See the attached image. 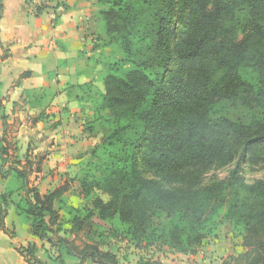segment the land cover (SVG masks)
I'll return each instance as SVG.
<instances>
[{"label": "trees", "instance_id": "trees-1", "mask_svg": "<svg viewBox=\"0 0 264 264\" xmlns=\"http://www.w3.org/2000/svg\"><path fill=\"white\" fill-rule=\"evenodd\" d=\"M96 1L106 44L121 53L106 64L92 114L106 111L110 131L69 179L74 190L67 182L40 193L31 170L9 161L0 98V176L9 179L0 226L13 205L34 236L78 264H122L100 247L107 221L134 248L185 255L223 226L244 249L223 264H264V178L242 175L243 164L264 165V0ZM221 103L244 114L218 113ZM68 191L84 203L68 204ZM35 249H19L29 264L40 263Z\"/></svg>", "mask_w": 264, "mask_h": 264}, {"label": "crops", "instance_id": "crops-1", "mask_svg": "<svg viewBox=\"0 0 264 264\" xmlns=\"http://www.w3.org/2000/svg\"><path fill=\"white\" fill-rule=\"evenodd\" d=\"M54 1V5L59 3L55 8L34 15L25 0H0V98L7 116L6 139L10 145L13 139L25 155L18 158L19 166L31 170L29 185L33 175V187L40 193L53 190L45 167L60 164L54 150L61 143H72L69 126L81 122L89 102L104 92L102 77L106 72V68L96 67L97 62L90 64L92 56L85 52L86 48L92 50L85 29L87 20L98 14L97 1ZM75 114L82 117L77 119ZM77 129L80 132L82 127ZM8 180L0 176V193ZM5 209L0 226V264H29L19 249L29 244L37 248L41 240L30 231V217L19 215L13 205ZM217 241L212 244L221 255L226 250L233 252L229 241ZM167 256L159 258L158 264H208L200 249L194 254Z\"/></svg>", "mask_w": 264, "mask_h": 264}, {"label": "rangeland", "instance_id": "rangeland-1", "mask_svg": "<svg viewBox=\"0 0 264 264\" xmlns=\"http://www.w3.org/2000/svg\"><path fill=\"white\" fill-rule=\"evenodd\" d=\"M99 8L101 9L100 6ZM85 31L86 35L90 38L88 45L90 44V48L92 49L88 51V49L86 48L85 51L87 54H89V56H92V59L89 61L91 62L90 64H94V62H97V66L95 65L96 67H103V69L106 68L107 70L108 65L106 64L119 59L121 57V53L116 48L108 46L106 44L108 40L106 31L103 25V21L100 20L98 14L97 16H91L87 20ZM96 100H99V96L97 99L89 102L87 116L82 117L75 114L74 117L77 116V119H80L82 117V121L79 123L75 121V123H73V127L69 126V128H72L73 131V134H69V138L72 140V143H61L54 150L55 156H59L61 158L60 164L59 162H56L47 168L45 167V173L50 175V180L52 182V184L50 185L51 189L61 186L67 182L70 184V178L75 176V174L79 175L81 172L88 169L89 163L91 162L90 152L92 148L96 146L110 131V124L106 120V111H101L99 113V119H95L96 116L93 117L92 115ZM75 112H78V110H76ZM217 112H222L223 114L228 115L230 118L241 117L244 114L243 110L237 107H226V104L224 103H221L219 105ZM58 121L62 123V117H60ZM80 126L82 127V132H79V130L77 129ZM63 133L64 135H66V132ZM69 133H71V131H69ZM60 137L61 139H63L62 136ZM63 141L64 140H62V142ZM10 142L11 158L9 159V161L12 162L16 158H22L23 156H25L23 153L19 152L18 146H14L17 143H14L13 139H11ZM15 151L18 153L15 154ZM34 162H36V160ZM242 168V175L247 182L264 178V165L252 166L249 164H243ZM228 170L229 167L211 169L207 173L205 179H212L211 176L214 175H217V177L222 178L227 174ZM32 176L30 179V184L32 186H35L36 181L33 180ZM70 185L72 186L71 189L74 190L76 187V183H72ZM70 191H68L65 195L67 198V203L74 206L82 205V202L84 203V200L81 197L72 195ZM61 216L63 218L65 217L63 212H61ZM20 217L21 219H23L22 216ZM112 225V222L107 221L102 225V227H104L103 231L102 228L99 229V232L103 234V237L101 238L102 244L100 245V247L103 250L109 249L110 251L115 253L119 260H122L128 264H136L137 262L146 264L144 260H147L149 264H158L159 258H161L162 256L168 257L167 254L170 252L166 248H163V250L160 251L158 247L139 249L134 248L132 246L135 249H133L134 251H132L130 245H128L125 241L121 240V238L117 237V235L113 234V232L111 231ZM236 234L237 233L235 232H228L226 228L222 226L219 228L216 237L210 238L206 245L199 248L201 252L203 254L205 253V256H207L206 261L208 262V264H223V262L229 258V255L232 257H236L237 255L242 254L244 252V249L241 246V239ZM57 235L60 236L61 233H58ZM79 236L83 238L81 234ZM219 239L227 240L231 244H233V252H231V250H226L223 251V255H221L218 251H216L217 249H215V245L212 243L218 242L217 240ZM39 242L40 243L35 249V255L40 260V263L38 264H78L75 258L71 256H66L64 252H60L58 248L52 245V243H49L46 240ZM79 242L80 241L76 239V243ZM87 264L93 263H90L88 261Z\"/></svg>", "mask_w": 264, "mask_h": 264}, {"label": "built area", "instance_id": "built-area-1", "mask_svg": "<svg viewBox=\"0 0 264 264\" xmlns=\"http://www.w3.org/2000/svg\"><path fill=\"white\" fill-rule=\"evenodd\" d=\"M25 2H26L27 7L30 9L29 10L30 13H32L34 15H39L42 12L37 14V11H36L37 6L43 5V4L45 6H52V5H54L55 1L54 0H25ZM47 9L48 8H45L43 10V12H45ZM50 14H51V17L54 18L53 11H51Z\"/></svg>", "mask_w": 264, "mask_h": 264}]
</instances>
